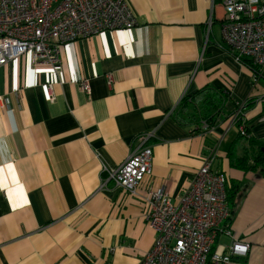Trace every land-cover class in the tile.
I'll return each mask as SVG.
<instances>
[{
  "label": "crops",
  "instance_id": "1",
  "mask_svg": "<svg viewBox=\"0 0 264 264\" xmlns=\"http://www.w3.org/2000/svg\"><path fill=\"white\" fill-rule=\"evenodd\" d=\"M127 1L137 24L64 44L57 72L26 54L0 67V264H136L154 238L146 191L177 199L210 152L232 202V236L217 228L211 250L239 238L247 254L227 264H264V176L252 168L264 159V81L227 50L220 3ZM205 85L229 95L216 122L179 125L170 113ZM243 104L239 138L229 116ZM146 132L151 173L131 195L102 165L122 162Z\"/></svg>",
  "mask_w": 264,
  "mask_h": 264
},
{
  "label": "built area",
  "instance_id": "2",
  "mask_svg": "<svg viewBox=\"0 0 264 264\" xmlns=\"http://www.w3.org/2000/svg\"><path fill=\"white\" fill-rule=\"evenodd\" d=\"M224 8L220 30L233 58L250 68L254 80L264 81V0H212ZM211 20L208 21V25ZM137 24L127 0H0V67L21 55L32 65L60 68L64 44L101 32L129 29ZM89 94L87 79L78 80ZM48 99L54 100L52 82L46 84ZM258 101L264 110V93ZM7 103L8 99L3 98ZM243 104L229 116L237 131L247 136ZM201 127L210 129L205 121ZM150 132L140 134L126 158L114 167L102 165L106 180L135 195L151 173ZM214 152L205 155L199 169L177 199L163 187L146 191V224L153 230L150 248L136 264H227L245 256L246 242L233 238L227 251H212L217 228L232 236L227 178L214 170Z\"/></svg>",
  "mask_w": 264,
  "mask_h": 264
},
{
  "label": "trees",
  "instance_id": "3",
  "mask_svg": "<svg viewBox=\"0 0 264 264\" xmlns=\"http://www.w3.org/2000/svg\"><path fill=\"white\" fill-rule=\"evenodd\" d=\"M228 98L229 95L224 90L211 85H205L194 93L183 96L170 115L181 126L199 127L201 121H205L208 127H211L216 122ZM246 133L247 135L249 134L248 128L246 129ZM238 137L246 136L238 134ZM228 155L231 159V164L238 165L232 161V150L229 149ZM252 168L258 169L264 176V159L260 156L255 157ZM227 199L229 205H232L229 195H227Z\"/></svg>",
  "mask_w": 264,
  "mask_h": 264
}]
</instances>
